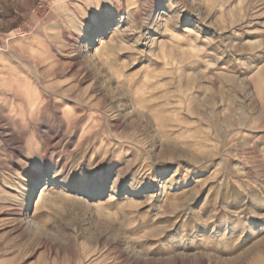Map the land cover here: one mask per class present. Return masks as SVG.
I'll use <instances>...</instances> for the list:
<instances>
[{"label": "rangeland", "instance_id": "obj_1", "mask_svg": "<svg viewBox=\"0 0 264 264\" xmlns=\"http://www.w3.org/2000/svg\"><path fill=\"white\" fill-rule=\"evenodd\" d=\"M0 264H264V0H39L0 35Z\"/></svg>", "mask_w": 264, "mask_h": 264}, {"label": "crops", "instance_id": "obj_2", "mask_svg": "<svg viewBox=\"0 0 264 264\" xmlns=\"http://www.w3.org/2000/svg\"><path fill=\"white\" fill-rule=\"evenodd\" d=\"M39 0H0V35L21 26Z\"/></svg>", "mask_w": 264, "mask_h": 264}]
</instances>
